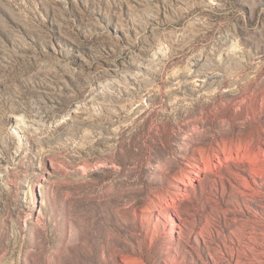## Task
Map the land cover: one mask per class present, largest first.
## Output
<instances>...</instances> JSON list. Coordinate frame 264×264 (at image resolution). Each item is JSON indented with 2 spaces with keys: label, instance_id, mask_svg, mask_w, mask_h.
Returning a JSON list of instances; mask_svg holds the SVG:
<instances>
[{
  "label": "rangeland",
  "instance_id": "1",
  "mask_svg": "<svg viewBox=\"0 0 264 264\" xmlns=\"http://www.w3.org/2000/svg\"><path fill=\"white\" fill-rule=\"evenodd\" d=\"M0 264H264V0H0Z\"/></svg>",
  "mask_w": 264,
  "mask_h": 264
},
{
  "label": "bare ground",
  "instance_id": "2",
  "mask_svg": "<svg viewBox=\"0 0 264 264\" xmlns=\"http://www.w3.org/2000/svg\"><path fill=\"white\" fill-rule=\"evenodd\" d=\"M196 174L198 175V174H199V172H196Z\"/></svg>",
  "mask_w": 264,
  "mask_h": 264
}]
</instances>
